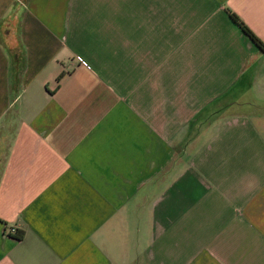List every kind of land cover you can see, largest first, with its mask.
<instances>
[{
    "label": "crops",
    "instance_id": "0c3cea01",
    "mask_svg": "<svg viewBox=\"0 0 264 264\" xmlns=\"http://www.w3.org/2000/svg\"><path fill=\"white\" fill-rule=\"evenodd\" d=\"M228 9L264 43V0H0V264H264V54Z\"/></svg>",
    "mask_w": 264,
    "mask_h": 264
},
{
    "label": "trees",
    "instance_id": "16d2710c",
    "mask_svg": "<svg viewBox=\"0 0 264 264\" xmlns=\"http://www.w3.org/2000/svg\"><path fill=\"white\" fill-rule=\"evenodd\" d=\"M228 13L231 16L232 20L239 25L243 31L246 33V35L249 36V38L256 43V45L261 49V52L264 54V43L261 39L247 26V24L244 23V21L235 13H233L231 10L228 9ZM20 236L22 235V232H19Z\"/></svg>",
    "mask_w": 264,
    "mask_h": 264
},
{
    "label": "built area",
    "instance_id": "2783aa9c",
    "mask_svg": "<svg viewBox=\"0 0 264 264\" xmlns=\"http://www.w3.org/2000/svg\"><path fill=\"white\" fill-rule=\"evenodd\" d=\"M77 61L83 65H86L87 62L80 56H77ZM18 232V228L16 226H8L7 229H6V233L9 234V235H12L14 236L15 234H17Z\"/></svg>",
    "mask_w": 264,
    "mask_h": 264
}]
</instances>
